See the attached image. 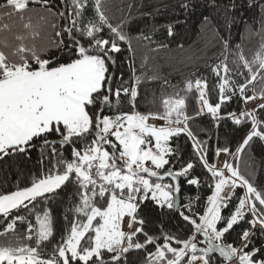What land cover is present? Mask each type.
<instances>
[{
  "label": "snow or ice",
  "instance_id": "1",
  "mask_svg": "<svg viewBox=\"0 0 264 264\" xmlns=\"http://www.w3.org/2000/svg\"><path fill=\"white\" fill-rule=\"evenodd\" d=\"M258 3L261 41L252 57L221 36L220 56L206 65L215 101L209 77L194 74L179 87L164 79L142 109L144 80L135 67L127 82L113 70L132 38L104 0H0V161L40 149V163L49 162L30 184L0 192V236L27 224L15 243L0 244V264H131L132 251L142 253L136 264H264V186L239 168L241 155L264 142V0ZM48 28L55 38L45 39ZM233 98L243 107L226 111ZM205 117L211 127H199ZM197 166L210 194L203 205L199 196L181 204V178L201 184ZM69 185L72 218L53 243L45 205Z\"/></svg>",
  "mask_w": 264,
  "mask_h": 264
},
{
  "label": "trees",
  "instance_id": "2",
  "mask_svg": "<svg viewBox=\"0 0 264 264\" xmlns=\"http://www.w3.org/2000/svg\"><path fill=\"white\" fill-rule=\"evenodd\" d=\"M256 2V7L249 8L248 0H216L217 7H210L212 0H104L113 23L123 21L125 32L132 38V51L128 50L127 44H121L122 51L117 54V65L113 69L117 78L123 73L124 81H129L132 75L130 64L135 67L136 75L144 80L140 99L142 109L147 107L153 94L160 95L164 79H167L169 85L179 87L184 80L193 77L194 74L209 77V86L212 89L210 98L215 101L217 98L216 78L206 71V65L220 56L221 36L229 38L233 46L242 45L245 54L249 58L252 57L261 41L257 30L261 27L262 13L258 0ZM184 3L190 6L187 9L181 7ZM233 3L236 5V10L228 11L227 7ZM205 16L208 17L207 21L204 20ZM169 25L173 28L172 35L168 34ZM249 26H251V31H249ZM141 33L150 39H137ZM48 38H55L54 30L51 28L47 29L45 39ZM149 77L159 79L148 80ZM189 103L195 106L194 100ZM238 106L243 107L242 102L238 103V99L233 98L225 109L226 111L235 110ZM209 119L205 117L199 127H211L208 123ZM220 131L223 132L224 129L221 128ZM239 139V135L233 138V151ZM212 142L215 143V136ZM65 155L68 153L65 152ZM190 156L189 146L185 159ZM228 159L231 162L233 158ZM40 160L41 150L37 149L30 153V158L16 157L0 161V192L16 190L18 184L20 187L26 186L30 184L34 176L42 171L47 172L49 169L47 158H44L43 164ZM239 168L242 174L250 177L258 187L264 186V142L257 141L252 148L241 155ZM193 175L200 177L201 184L199 187L191 186L181 178L180 203L185 204L188 198L199 196L202 198L200 204L203 205L204 199L210 194L208 184L205 182L207 173L197 166ZM237 191L243 194L242 189H237ZM65 192L67 195L61 194L50 199L45 205L53 220L55 232L53 243L60 239L63 231L69 226L65 217L72 218L71 213L68 212L71 185ZM21 214L27 215L26 213ZM31 219L34 223V215ZM164 219L166 223H169L167 217ZM177 219L174 218L170 222L174 229L177 226ZM26 227V223H18L15 234L0 236V244L15 243L17 236L24 235ZM179 227L182 229L184 225L180 224ZM238 231H240L239 228L236 229V232ZM236 232H232L227 237L229 242L235 239ZM25 242L34 245V241ZM47 249L50 252L51 245H47ZM140 257L142 253L137 251L128 254L131 264H136Z\"/></svg>",
  "mask_w": 264,
  "mask_h": 264
},
{
  "label": "water",
  "instance_id": "3",
  "mask_svg": "<svg viewBox=\"0 0 264 264\" xmlns=\"http://www.w3.org/2000/svg\"><path fill=\"white\" fill-rule=\"evenodd\" d=\"M178 202H180L179 196H178ZM218 255V254H217Z\"/></svg>",
  "mask_w": 264,
  "mask_h": 264
}]
</instances>
